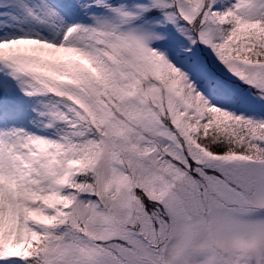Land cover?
I'll list each match as a JSON object with an SVG mask.
<instances>
[{"label":"snow or ice","instance_id":"1","mask_svg":"<svg viewBox=\"0 0 264 264\" xmlns=\"http://www.w3.org/2000/svg\"><path fill=\"white\" fill-rule=\"evenodd\" d=\"M0 264H264V0H0Z\"/></svg>","mask_w":264,"mask_h":264}]
</instances>
